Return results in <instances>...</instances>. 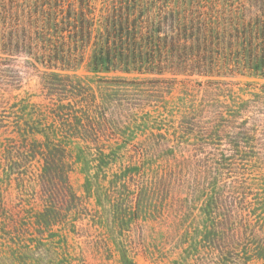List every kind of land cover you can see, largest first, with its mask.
<instances>
[{
  "label": "rangeland",
  "instance_id": "rangeland-1",
  "mask_svg": "<svg viewBox=\"0 0 264 264\" xmlns=\"http://www.w3.org/2000/svg\"><path fill=\"white\" fill-rule=\"evenodd\" d=\"M0 264H264V76L0 65Z\"/></svg>",
  "mask_w": 264,
  "mask_h": 264
},
{
  "label": "trees",
  "instance_id": "trees-1",
  "mask_svg": "<svg viewBox=\"0 0 264 264\" xmlns=\"http://www.w3.org/2000/svg\"><path fill=\"white\" fill-rule=\"evenodd\" d=\"M21 56L44 72L264 76V0H0V65Z\"/></svg>",
  "mask_w": 264,
  "mask_h": 264
}]
</instances>
